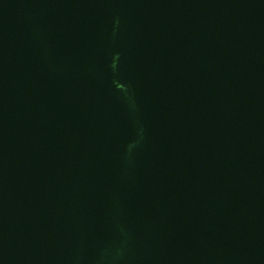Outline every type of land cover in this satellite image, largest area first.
I'll list each match as a JSON object with an SVG mask.
<instances>
[{
	"label": "water",
	"instance_id": "water-1",
	"mask_svg": "<svg viewBox=\"0 0 264 264\" xmlns=\"http://www.w3.org/2000/svg\"><path fill=\"white\" fill-rule=\"evenodd\" d=\"M0 264H264V0H0Z\"/></svg>",
	"mask_w": 264,
	"mask_h": 264
}]
</instances>
